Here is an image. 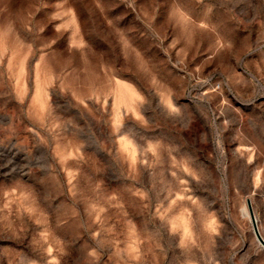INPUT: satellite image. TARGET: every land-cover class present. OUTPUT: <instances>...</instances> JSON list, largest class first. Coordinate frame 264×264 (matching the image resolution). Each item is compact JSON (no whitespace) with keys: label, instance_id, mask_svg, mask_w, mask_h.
Returning a JSON list of instances; mask_svg holds the SVG:
<instances>
[{"label":"rangeland","instance_id":"rangeland-1","mask_svg":"<svg viewBox=\"0 0 264 264\" xmlns=\"http://www.w3.org/2000/svg\"><path fill=\"white\" fill-rule=\"evenodd\" d=\"M264 0H0V264H264Z\"/></svg>","mask_w":264,"mask_h":264},{"label":"water","instance_id":"water-1","mask_svg":"<svg viewBox=\"0 0 264 264\" xmlns=\"http://www.w3.org/2000/svg\"><path fill=\"white\" fill-rule=\"evenodd\" d=\"M249 202V208H250V213H251V220L253 221L252 224H253V228H254V232L257 236V238H259V242L264 246V239H262L259 231H258V227H257V221H256V218H255V214H254V211L252 209V204L250 203V200L248 201Z\"/></svg>","mask_w":264,"mask_h":264},{"label":"bare ground","instance_id":"bare-ground-1","mask_svg":"<svg viewBox=\"0 0 264 264\" xmlns=\"http://www.w3.org/2000/svg\"><path fill=\"white\" fill-rule=\"evenodd\" d=\"M251 203V202H250ZM252 206V205H251ZM250 215H251V213H250ZM259 231V230H258ZM260 233V232H259ZM260 235H261V233H260ZM262 237V236H261Z\"/></svg>","mask_w":264,"mask_h":264}]
</instances>
